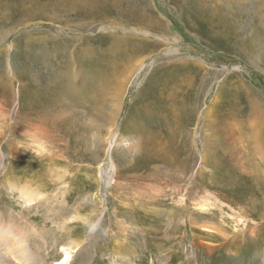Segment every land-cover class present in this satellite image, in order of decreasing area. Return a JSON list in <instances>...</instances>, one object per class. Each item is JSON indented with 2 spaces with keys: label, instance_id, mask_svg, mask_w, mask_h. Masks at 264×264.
Listing matches in <instances>:
<instances>
[{
  "label": "rangeland",
  "instance_id": "rangeland-1",
  "mask_svg": "<svg viewBox=\"0 0 264 264\" xmlns=\"http://www.w3.org/2000/svg\"><path fill=\"white\" fill-rule=\"evenodd\" d=\"M8 1L0 2V237L26 239L30 264H58L72 242L78 248L70 264H264V49L252 45L255 33L264 44V0H139L145 18L89 29L65 21L63 7L26 19L19 1ZM215 5L238 16L237 31L212 21ZM149 17L163 22L165 33ZM112 36L158 46L144 60L116 66L114 79L85 83V55ZM168 52L199 68L195 95L203 93L189 131L175 132L185 145L175 148L185 154L174 167L145 154V133L138 138L133 120L149 94L155 108L162 105L158 89L150 90L159 75L151 76ZM65 76L72 88L61 93ZM41 85L54 105L69 109L46 114L42 151L32 154L25 148L35 131L25 126L46 102ZM249 91L261 106L258 118L249 117ZM249 118H256L254 129H247ZM158 126L152 115L146 128ZM25 187L41 198L26 204ZM200 203L203 211L194 206ZM204 224L223 233L204 231Z\"/></svg>",
  "mask_w": 264,
  "mask_h": 264
},
{
  "label": "bare ground",
  "instance_id": "bare-ground-1",
  "mask_svg": "<svg viewBox=\"0 0 264 264\" xmlns=\"http://www.w3.org/2000/svg\"><path fill=\"white\" fill-rule=\"evenodd\" d=\"M7 1L8 0H6V2ZM16 1H19V4L16 3L18 5V9L24 12L25 16L27 15L26 19L39 18L41 16L49 17L48 11L55 12V11L60 10V7H63L65 8V21H72V20L78 21L81 23V26L87 29L95 25V23L99 25L107 26L108 23L119 21L121 18H125V17L129 19V21H132V19L137 18V16H140L141 18L146 17L142 15L143 12H142L141 6L139 7V4H138L139 0H16ZM8 2H7V5H8ZM219 2H222V1L219 0ZM215 8L216 9H212L211 11V16L213 15L212 21L217 20L220 23V25H224L225 27H228L229 30L232 28L236 30L235 26L239 25V23L241 22V20L239 21V18H237L238 16L237 17L235 16V18L226 17L225 16L226 13H223L224 12L223 9L219 8L217 5H215ZM29 15H31V18ZM49 20H52V19H49ZM148 20L152 23L153 27H155L154 29L165 33L166 27L163 22L159 20H155L151 17H149ZM232 24L234 26L229 27ZM22 26H25V25H22ZM143 35H146V33ZM157 37L160 38L158 35ZM90 39L91 38L89 37L87 42H90ZM133 40L135 42L131 43L130 40H127V39L120 40L119 38L112 36L108 41H106L105 44L101 43L102 40H99V42H96L100 44L99 48H94V47L91 48V46L88 45V48H91V50H88V53L85 55V58L83 59V64L81 65L83 67L87 63V61H89L86 68L90 67V70L83 76L84 82L85 83L88 82L91 85H95L96 83L94 82L96 80H98L96 82L100 83V81L101 82L106 81L110 79L111 77L114 79L116 75V66H118L119 64L123 65L122 63L125 61L132 62L134 60L135 62V60L139 58L141 59L142 57H144V55L148 53L151 54V52L153 53L158 46L154 44L150 45L149 43L147 44V46H145L143 44H145L147 41L142 40V39H133ZM164 40H165L164 42L169 45L173 43L175 44L177 42V40H173V39H172L173 41L169 39H164ZM138 41L139 43L137 44ZM259 42L260 41L258 40V36L256 37V33H255V39L252 42V45L254 46L253 48L254 51H255V48L260 51L264 49V46H263L264 44L263 45L258 44ZM102 44L104 45L101 46ZM171 51L170 53L172 54L174 51L173 52ZM247 51H248V54H250L251 50H247ZM260 53L262 54L263 52H260ZM169 54L166 57H161L160 60L162 61V63L161 64L159 63V65L156 64V66H154L153 72H152L153 74L151 76V77L153 76L156 77L157 75H159V77L155 79L157 86L155 88H152L151 86L150 90L158 89L157 99L162 101V105L160 107L158 106L157 108H155L154 105H157V104L152 103L150 101L149 98L151 97L149 94L148 96L141 99L140 103L137 106V110L135 111V119L133 120L136 121V124H138L137 126L140 125V130L137 135L138 138L140 137L141 134L145 133V137H146L145 154L150 156L153 161L158 160L159 162L163 163L164 165L168 167L171 165L174 167L176 166L175 163L182 162L183 159L181 160V156L183 157V155L185 154V153L183 154V152L175 148L177 144H179V146L184 145V139L179 140L178 134H176L175 132H178L179 130L181 131V132L179 131V134H183L185 131L187 132V130L189 129L192 123L191 116L196 115L198 99L200 101V98L203 97L202 96L203 93L201 95L199 94L195 95V93L201 86V84L198 85V82H197V81L201 82L199 68H197L196 65L192 64L189 59L187 60H189L190 63L184 58L174 59V57H176L175 54L174 55H171V54L169 55ZM141 60H144V59H141ZM139 66L141 67L142 63H140ZM140 67L137 70H139ZM193 70H196L195 73ZM163 71H165V75L161 74ZM121 73H124V71H122ZM132 76H133L132 72L129 75H127L122 81L120 88L117 90V96H119L120 98L123 95L125 85L127 86V82L130 80V77ZM149 79L148 81H151ZM71 82L72 81L69 80L67 77L65 81L60 82L61 93L63 91L66 92L69 88H72L70 85ZM40 87H42L41 95L46 99V102L39 104L37 106V107L42 108L41 111H38V110H35V112L31 111L29 115H27L29 120L25 126L27 129H31L29 130V132L35 131V134H32L33 135L32 140H29L31 141V145L25 148L27 151H29L32 154L37 153L40 150L42 151L43 144H41L40 141L43 137L44 131L46 130L45 119H43L44 117L46 118V114L53 112L54 110L68 111L69 109V107H66V105L65 107L54 105V100L51 97L52 96L51 90L45 85H41ZM121 87H124L122 92H121ZM251 94L249 91V93L246 96V99H248V96H250L248 100H251L249 101L250 111H251V116L249 117L258 118L261 106L259 104V101L256 95H254L255 93L253 94L254 96H252ZM192 100H193V103L190 104ZM224 102H227V100ZM235 103L236 102H234V104ZM32 106H35V105H32ZM233 106L229 108L230 111L231 109H234ZM187 107L190 109L189 115L185 114V109ZM119 111L120 109L118 108V112ZM152 115H153V122L156 120H159V126L156 129L154 128L147 129L146 128L147 124L149 123L150 120H152ZM38 116L41 117L42 119L39 118ZM35 117H37L36 120H34ZM256 118H249L247 120V125H248L247 129L249 128L254 129V127H256L255 125L256 122L254 120ZM229 125H231V123H229ZM235 126L238 128L239 131H241L240 125L235 124ZM248 134L251 135V137L256 141L257 136L255 135V131L249 132ZM111 144H113V141H111ZM130 147L131 146H129V149H127L126 152H129V150L131 149ZM203 158H205V154L203 155ZM186 162H184L183 165L188 164V162L187 163ZM120 164H119L118 176L121 175V173H123L124 167H125L123 165L120 166ZM107 166H108L109 173H110L111 171V169L109 168L110 164L107 163ZM187 171L188 169L185 172ZM118 176H117V180H119ZM20 196L25 200L26 204L28 203L32 204V202L34 203L39 198H41L40 193H38L37 191H32L29 187L21 188ZM194 206L195 208L200 209L199 211H203L205 204H202V203L194 204ZM205 209L207 210V208ZM203 230L204 231L212 230V231H216L219 233H223V231L220 230L219 228L211 227L209 224L208 225L204 224ZM22 235L20 237H24ZM0 239H1L0 246L2 247L0 250V258L3 259V260L1 259L0 260L3 261L4 264H30V262L34 260L32 254L28 252L29 250L26 247L21 245V242H23L24 240L26 241V239L20 238L18 241L11 242V244L9 242L10 240L7 235L4 237L3 236L0 237ZM4 241H6V244H4ZM77 246L78 244L75 242H72V244L67 246L66 248L64 246L61 250V253H62L61 259L59 260L58 264H70V262L73 260V253L76 251L75 249Z\"/></svg>",
  "mask_w": 264,
  "mask_h": 264
},
{
  "label": "trees",
  "instance_id": "trees-1",
  "mask_svg": "<svg viewBox=\"0 0 264 264\" xmlns=\"http://www.w3.org/2000/svg\"><path fill=\"white\" fill-rule=\"evenodd\" d=\"M175 27H177V28H178V25L176 24V25H175Z\"/></svg>",
  "mask_w": 264,
  "mask_h": 264
}]
</instances>
